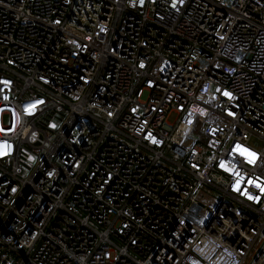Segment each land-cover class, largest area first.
Segmentation results:
<instances>
[{
    "label": "built area",
    "instance_id": "2783aa9c",
    "mask_svg": "<svg viewBox=\"0 0 264 264\" xmlns=\"http://www.w3.org/2000/svg\"><path fill=\"white\" fill-rule=\"evenodd\" d=\"M0 264H264V0H0Z\"/></svg>",
    "mask_w": 264,
    "mask_h": 264
},
{
    "label": "snow or ice",
    "instance_id": "6c2138e0",
    "mask_svg": "<svg viewBox=\"0 0 264 264\" xmlns=\"http://www.w3.org/2000/svg\"><path fill=\"white\" fill-rule=\"evenodd\" d=\"M248 155H249L250 157H253L254 154H252V153H248ZM249 162H251V160H250ZM221 166L223 167V165H221Z\"/></svg>",
    "mask_w": 264,
    "mask_h": 264
},
{
    "label": "rangeland",
    "instance_id": "374dc122",
    "mask_svg": "<svg viewBox=\"0 0 264 264\" xmlns=\"http://www.w3.org/2000/svg\"><path fill=\"white\" fill-rule=\"evenodd\" d=\"M4 120L6 121V120H7V118L5 117V118H4Z\"/></svg>",
    "mask_w": 264,
    "mask_h": 264
}]
</instances>
